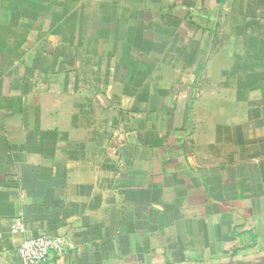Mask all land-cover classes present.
I'll return each instance as SVG.
<instances>
[{"label":"crops","instance_id":"1","mask_svg":"<svg viewBox=\"0 0 264 264\" xmlns=\"http://www.w3.org/2000/svg\"><path fill=\"white\" fill-rule=\"evenodd\" d=\"M38 236L264 264V0H0V264Z\"/></svg>","mask_w":264,"mask_h":264},{"label":"built area","instance_id":"2","mask_svg":"<svg viewBox=\"0 0 264 264\" xmlns=\"http://www.w3.org/2000/svg\"><path fill=\"white\" fill-rule=\"evenodd\" d=\"M11 232L14 235L25 232V225L20 216L14 218ZM61 251L62 244L59 239L38 236L24 239L18 248V255L21 264H45L51 253L59 254Z\"/></svg>","mask_w":264,"mask_h":264}]
</instances>
